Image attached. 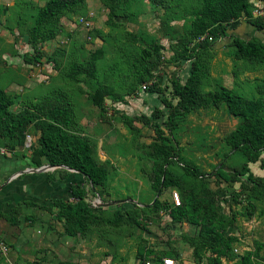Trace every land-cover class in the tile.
<instances>
[{"label":"rangeland","instance_id":"1","mask_svg":"<svg viewBox=\"0 0 264 264\" xmlns=\"http://www.w3.org/2000/svg\"><path fill=\"white\" fill-rule=\"evenodd\" d=\"M250 1L253 16L264 24V0ZM45 2L0 0V85L13 96L14 112L43 96L62 93L60 105L73 112L75 125L70 131L88 139L95 160L106 167L108 179L102 188H94L83 179L87 200L99 209L86 231L76 236L64 232V219L58 216V207L51 205L53 199L41 207L32 205L30 197L12 198L14 210L7 212L8 217L0 215V239L8 248L5 255L0 254V264H142L150 257L190 251L192 246L183 236L197 234L198 226L187 228L184 222L173 223L165 205L158 212L138 209L155 199L169 203L173 191H181L183 197L192 193L212 196L219 212L235 218L228 229L237 237L233 256L255 249L257 243L264 256V150L256 162L248 163L255 180L247 173L237 175L244 157L231 152L226 136L239 118L223 103L202 105L180 116L172 132L168 128L167 104L178 101L173 96L172 79L177 76L184 84L193 60L179 59L175 50L185 36L184 26L192 19L191 12L201 0H125L120 16L114 18L117 25L107 20L108 9L100 0H85L81 10L61 18L54 39L32 47L28 38L33 15ZM88 12L94 16L91 25L85 27L79 18ZM234 36H255L264 41V26L236 20L228 25L226 37L205 48L197 45L202 37L190 42L189 47L200 49L202 61L208 64L202 88L206 92L225 86L244 97H264V67L235 56L231 42ZM142 48L151 55L146 59L147 79L137 83L127 62ZM94 54L96 78L69 76L70 62ZM155 84L159 89L151 91ZM158 129L166 139L158 136ZM37 138V129L30 125L16 152L0 148V161L5 162L0 165V178L15 169V159L6 160L13 155L38 159L40 164L31 161L29 168L49 165L44 157L33 155ZM168 148L171 156L164 169L177 176L181 185L156 192L152 187L155 162ZM219 164L225 167L219 169ZM188 166L200 174L191 180L192 188L186 182ZM41 172L60 185L71 171L56 166ZM113 201L118 202L99 204ZM233 260L222 258L226 264ZM200 264H206L205 259Z\"/></svg>","mask_w":264,"mask_h":264},{"label":"trees","instance_id":"2","mask_svg":"<svg viewBox=\"0 0 264 264\" xmlns=\"http://www.w3.org/2000/svg\"><path fill=\"white\" fill-rule=\"evenodd\" d=\"M100 1L108 9L107 20L111 24L117 25L114 18L120 16L125 0ZM84 3L85 0H46L33 15L29 29V44L35 47L40 42L54 39L61 18L68 12L81 10ZM191 14L192 19L184 26L185 36L182 38L179 48L175 50V55L181 60H193L190 74L184 84H180L177 76L172 79L173 96L178 97V101L176 104L171 101L167 104L169 131L172 132L175 128L180 116L194 111L202 105L207 103L225 104L227 111L239 118L236 127L226 136V142L230 146L231 152L244 157V164L240 170H236V173L237 175L247 173L251 180H255L248 163L256 162L264 150V97H244L225 86L205 92L202 87L203 80L208 75V64L202 61L200 49L189 47V44L194 39L204 36L203 41L197 44L198 47L205 48L211 45L212 41L226 37L228 25L236 20L250 22L258 28H262L264 24L253 16V5L250 0H201L200 5ZM231 42L234 45L236 57L253 61L264 67V41L255 36L249 39L234 36ZM150 55L151 53L146 48H142L139 51H134L133 59L127 62L137 83L147 79L146 59ZM96 61V54H94L83 61L70 62L69 76L84 74L90 78H96ZM134 87V85L131 86V91ZM153 87H150L151 91L159 89L156 88V84ZM62 96V93L43 96L41 100L31 102L22 110L14 112L11 110V106L14 104L13 96L0 85V140H2L0 148L4 147L5 151L10 153L16 152L17 147L23 144L28 127L32 125L38 131V147L33 149L34 156L44 157L50 165H65L77 170L78 174L89 181L94 188H102L108 179L107 169L95 160L88 139L70 131V128L75 125L73 112L68 106L60 105L61 98L59 99V97ZM157 134L163 140L166 139L159 129ZM157 147H160V144H157ZM169 147L173 148V145L170 143ZM228 155L226 154L225 157ZM170 156L171 152L168 148L155 162L152 187L156 192L172 185L177 187L181 185L177 176L172 175L170 170L164 169ZM32 162L40 164L38 159ZM217 167L223 169L225 164H219ZM185 172V175L189 177L186 182L192 188L191 180L198 179L200 174L195 168L189 166L186 167ZM212 174L214 175L216 172L213 171ZM195 181L197 182V180ZM197 184L194 189H197ZM242 185L244 186L243 183ZM69 192L73 200L55 198L51 205L58 207V216L64 219V232L76 236L86 231L90 218L99 208H95L92 202L87 200V190L82 183L71 185ZM177 192L180 196L178 205L172 200L167 203L155 199L151 204H146L138 209L158 212L165 205L173 223L186 222L198 226L197 234L183 236V239L192 246L196 264L202 263L204 259L206 264H226L222 258L228 260L234 258L232 264H264V256L260 254L261 244L259 243L255 249L233 256V247L237 237L229 234L228 229L233 225L235 218L224 212H219L212 196L192 193L183 197L181 191ZM31 203L32 205L37 203L41 207L45 205L39 202L34 203V200ZM0 215L7 216L3 212H0ZM9 219L16 222L12 216ZM156 257L159 260L162 258V256Z\"/></svg>","mask_w":264,"mask_h":264},{"label":"crops","instance_id":"3","mask_svg":"<svg viewBox=\"0 0 264 264\" xmlns=\"http://www.w3.org/2000/svg\"><path fill=\"white\" fill-rule=\"evenodd\" d=\"M4 151V149L1 150ZM8 153V152H7ZM3 155V154H2ZM4 157V155H3ZM11 158L16 163V167L13 171L9 174L4 175V177L0 178V212L7 214L16 204H12V198L21 197H30V199L34 200L35 202L39 203H47L48 201L55 199V198H69L70 192L68 188L64 186L68 185L69 187L71 184L75 183H83V177H81L78 172L71 171L68 176L65 177V181L60 185L55 182H52L48 179L49 174L45 172H28L26 171L29 169V165L32 164L31 159L29 158H20L15 155L12 157H8L6 160L12 161ZM5 160V161H6ZM4 161H0V165L4 164ZM17 172V173H16ZM20 175H19V174ZM17 174V175H16ZM16 175V176H15ZM12 176H14L12 178ZM5 182V183H3ZM94 206L95 203L92 202ZM186 223V222H184ZM181 224V223H177ZM187 228L193 227L192 224L186 223ZM154 248V247H153ZM155 249V248H154ZM162 258H173L177 260L179 264H196L193 258L192 249L188 250H181L178 256H165ZM160 258V260L162 259ZM148 259L151 260H159L156 256L153 258L150 257ZM146 259V260H148ZM145 261V260H144ZM143 261V262H144ZM206 261V260H205ZM143 264V263H142Z\"/></svg>","mask_w":264,"mask_h":264},{"label":"built area","instance_id":"4","mask_svg":"<svg viewBox=\"0 0 264 264\" xmlns=\"http://www.w3.org/2000/svg\"><path fill=\"white\" fill-rule=\"evenodd\" d=\"M93 16H94L93 12H88L85 16H81L79 18V23L85 27H89L92 23L91 20H92ZM201 37L204 38V36H201ZM201 37H199V38H201ZM210 39H212V38H210ZM142 86H143V89L146 87L145 84H143ZM27 141L30 142L29 136H27ZM69 199L73 200L72 197H69ZM171 200L176 205H178L180 203V196H179L177 191L171 192ZM7 251H8V248L5 244V242L0 239V254L5 255L7 253ZM235 251H237V249H235ZM143 264H179V263L177 262V260H175L173 258H162L161 260L148 259V260H145L143 262Z\"/></svg>","mask_w":264,"mask_h":264},{"label":"water","instance_id":"5","mask_svg":"<svg viewBox=\"0 0 264 264\" xmlns=\"http://www.w3.org/2000/svg\"><path fill=\"white\" fill-rule=\"evenodd\" d=\"M59 166H62V167H64V168H66V169H68V170H70V171H74V172H78L77 170H74V169H72V168H69V167H67V166H65V165H59ZM53 167H56V166H54V165H43L42 167H40V168H29V169H27L26 171H28V172H41V171H43V170H48V169H50V168H53ZM98 196V199L100 198L99 197V195H97ZM133 201V200H132ZM115 202H118V201H113V202H109V203H103V202H100L99 204L100 205H110V204H113V203H115Z\"/></svg>","mask_w":264,"mask_h":264}]
</instances>
